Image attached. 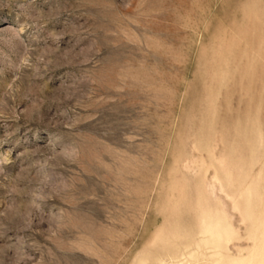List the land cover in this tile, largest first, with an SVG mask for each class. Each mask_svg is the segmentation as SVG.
I'll use <instances>...</instances> for the list:
<instances>
[{
    "label": "rangeland",
    "instance_id": "rangeland-1",
    "mask_svg": "<svg viewBox=\"0 0 264 264\" xmlns=\"http://www.w3.org/2000/svg\"><path fill=\"white\" fill-rule=\"evenodd\" d=\"M0 264H264V0H0Z\"/></svg>",
    "mask_w": 264,
    "mask_h": 264
},
{
    "label": "bare ground",
    "instance_id": "bare-ground-1",
    "mask_svg": "<svg viewBox=\"0 0 264 264\" xmlns=\"http://www.w3.org/2000/svg\"><path fill=\"white\" fill-rule=\"evenodd\" d=\"M19 238V237H18ZM17 239V238H16ZM18 240V239H17Z\"/></svg>",
    "mask_w": 264,
    "mask_h": 264
}]
</instances>
